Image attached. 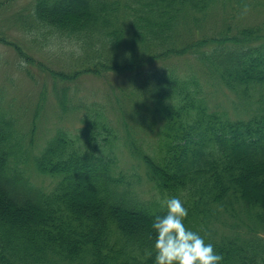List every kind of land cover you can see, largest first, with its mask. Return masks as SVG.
Segmentation results:
<instances>
[{"label":"trees","instance_id":"1","mask_svg":"<svg viewBox=\"0 0 264 264\" xmlns=\"http://www.w3.org/2000/svg\"><path fill=\"white\" fill-rule=\"evenodd\" d=\"M221 4L264 0H34L37 36L98 53L99 71L134 73L191 53L244 116L211 110L193 76L147 72L132 82L138 129L126 125L123 139L137 166L117 170L119 129L86 106L77 133L56 130L32 158L53 181L44 187L22 168L29 150L0 106V264H155L152 225L169 198L182 201L185 227L213 244L220 264H264V25L191 37L189 24L199 27ZM144 181L155 191L149 198L138 191Z\"/></svg>","mask_w":264,"mask_h":264},{"label":"rangeland","instance_id":"2","mask_svg":"<svg viewBox=\"0 0 264 264\" xmlns=\"http://www.w3.org/2000/svg\"><path fill=\"white\" fill-rule=\"evenodd\" d=\"M33 3L34 0H0V106L2 112L14 118L23 136L29 158L22 168L37 186L51 187L53 181L36 172L32 158L56 130L77 133L82 127L80 116L86 106L100 108L119 129L121 138L114 143L117 170L127 172L137 166L123 139L126 125L138 129L132 113L139 110L141 97L132 82L135 80L140 85L147 72L170 70L180 77L193 76L203 87L211 110L227 112L230 118L244 116L240 107H236L235 96L208 76L193 54L165 57L134 69V73L99 71L98 53L66 38L37 36L30 15ZM244 9L243 6L231 8L230 4L216 5L199 27L189 24L191 37L196 40L218 35L224 25H230L231 33L236 28L264 25L263 6L251 5L247 11ZM182 36L185 39L187 34L182 32ZM77 48L81 55L75 53ZM56 90L64 97L65 106L55 96ZM138 191L144 198L155 194L145 181L138 186Z\"/></svg>","mask_w":264,"mask_h":264},{"label":"clouds","instance_id":"3","mask_svg":"<svg viewBox=\"0 0 264 264\" xmlns=\"http://www.w3.org/2000/svg\"><path fill=\"white\" fill-rule=\"evenodd\" d=\"M74 51L77 55L82 54L78 48ZM164 204L167 214L157 217L152 225L157 233L155 264H220L223 257L217 254L213 244L206 243L198 232L185 227L183 221L188 212L182 201L169 198Z\"/></svg>","mask_w":264,"mask_h":264}]
</instances>
